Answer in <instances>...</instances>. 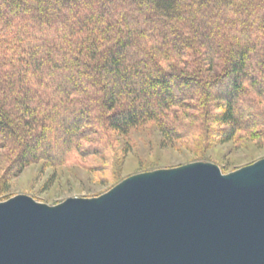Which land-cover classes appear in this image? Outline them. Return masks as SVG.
Wrapping results in <instances>:
<instances>
[{
  "label": "trees",
  "instance_id": "obj_1",
  "mask_svg": "<svg viewBox=\"0 0 264 264\" xmlns=\"http://www.w3.org/2000/svg\"><path fill=\"white\" fill-rule=\"evenodd\" d=\"M149 124L264 148V0H0V185L106 176L111 135Z\"/></svg>",
  "mask_w": 264,
  "mask_h": 264
},
{
  "label": "water",
  "instance_id": "obj_2",
  "mask_svg": "<svg viewBox=\"0 0 264 264\" xmlns=\"http://www.w3.org/2000/svg\"><path fill=\"white\" fill-rule=\"evenodd\" d=\"M0 264H264V159L192 163L92 199L0 203Z\"/></svg>",
  "mask_w": 264,
  "mask_h": 264
},
{
  "label": "rangeland",
  "instance_id": "obj_3",
  "mask_svg": "<svg viewBox=\"0 0 264 264\" xmlns=\"http://www.w3.org/2000/svg\"><path fill=\"white\" fill-rule=\"evenodd\" d=\"M214 140L200 145L195 135L170 140L154 124L133 129L125 136L112 134L111 141L116 151H121V159L116 167L108 169L106 176L76 165L50 167L41 161L27 166L0 185V203L24 195L37 203L56 206L68 198H97L124 179L138 174L197 162L214 164L222 174H229L264 159L263 146L252 140L243 139L241 145Z\"/></svg>",
  "mask_w": 264,
  "mask_h": 264
},
{
  "label": "bare ground",
  "instance_id": "obj_4",
  "mask_svg": "<svg viewBox=\"0 0 264 264\" xmlns=\"http://www.w3.org/2000/svg\"><path fill=\"white\" fill-rule=\"evenodd\" d=\"M210 157V156H209Z\"/></svg>",
  "mask_w": 264,
  "mask_h": 264
}]
</instances>
